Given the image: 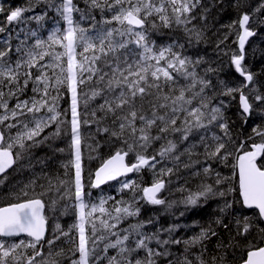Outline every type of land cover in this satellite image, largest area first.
<instances>
[{
    "label": "snow or ice",
    "instance_id": "6c2138e0",
    "mask_svg": "<svg viewBox=\"0 0 264 264\" xmlns=\"http://www.w3.org/2000/svg\"><path fill=\"white\" fill-rule=\"evenodd\" d=\"M46 2L63 27L57 20L58 26L46 39L34 30L24 39L17 33L15 48L11 31L0 42L4 45L0 48V264H64L65 260L70 264H264V126H253V135L241 140L233 136L235 121L228 115L231 102L238 98L236 116L242 125L257 114L264 120V80L245 64L249 38L259 34L257 28L264 30V0L229 2L238 19L221 25L230 31L217 48L237 29L238 50L230 64L242 79L234 85L223 79L213 81L211 74L217 68L209 66L201 74L203 58L175 51L185 47L178 40L156 45L146 28L147 24L153 29L175 24L183 28L189 44L199 43L210 27L213 10L223 9L224 0H80L84 7L74 0ZM96 10L99 20L93 14ZM6 11L0 33L28 19H44L25 16L33 11L31 0L27 7H0V13ZM194 21L203 22L202 26ZM65 96L69 108L61 111L59 101ZM53 126L55 130L45 135ZM84 127L94 132L85 136ZM62 135L69 139L71 159L62 165L65 177L69 168L73 170L69 178L53 177L42 169L26 183L10 182L11 173L45 165L52 158L41 159L36 149L64 153L65 148L53 144ZM89 139V159L94 158L91 153L109 149L94 180L88 173L90 187L145 167L156 169L167 161L172 167L154 173L156 179L141 189V198L152 205L165 204L158 194L171 180L164 177L183 168L201 178L195 191L178 188L188 192L182 201L186 209L219 198V215L188 240L172 238L176 226L162 230L169 239H161L160 230L146 234L142 229L151 219L120 229L140 209L134 206L135 197L117 201L111 211L105 207L106 199L98 204L85 201L89 193L82 144ZM156 144L159 148H154ZM130 153L135 155L131 164L125 161ZM216 165L231 168L232 174L224 175ZM41 176L46 183H38ZM137 187L134 181L123 184L133 192ZM233 193H238V199ZM69 207L77 211V222L68 231L61 230L59 223L49 231L48 214L66 213ZM217 228L224 230L227 239ZM213 237L217 242L209 254L207 242ZM62 238L72 245L67 252L57 247ZM173 244L184 245L180 256L169 250ZM110 249L116 254L109 256Z\"/></svg>",
    "mask_w": 264,
    "mask_h": 264
},
{
    "label": "trees",
    "instance_id": "16d2710c",
    "mask_svg": "<svg viewBox=\"0 0 264 264\" xmlns=\"http://www.w3.org/2000/svg\"><path fill=\"white\" fill-rule=\"evenodd\" d=\"M230 0H224L223 9H214L212 13V17L209 18L208 24L210 27L205 29L204 31V39H202L199 43H196L195 40L191 44L187 42V37L184 33L182 27L173 24L171 28H165L159 26L155 29L151 27L150 24L146 25L148 29L149 39L154 41L156 45L163 46L172 44L174 40H178L180 44H184V49L175 48V51H181L184 55H187L193 59L198 57H202L204 63L200 66L201 74H203V69L209 66L213 68L219 69V71L215 74H211V78L213 81L217 80H228L231 84L238 83L242 78L238 73L235 72L234 66L230 64V57L234 51L238 50V41H237V29H232L231 34L228 35L227 40L224 43L219 45V49L217 48V43L220 40L224 39V34L229 33V29L227 27H221V25L230 24L233 20L238 19L237 12L229 7ZM33 11L25 13L26 17H34L37 15H43L44 19L37 22L34 19H28L26 23L20 25H12L9 26V30L5 33H0V42L9 38V31H11V44L13 48H15L19 40L16 39L17 33H19V38L24 39L25 34L29 30H34L37 32L38 37L41 39H46L47 35L57 27V20H60L59 15L55 12L53 8H49L47 6L46 0H31ZM74 3H80V0H74ZM17 6L27 7L28 0H0V7L5 10L14 9ZM80 7H84L82 3H80ZM7 11L4 13H0V26H5V17ZM97 20L100 19V13L98 10L93 13ZM76 19H79L78 15L74 14ZM157 25H160V22L156 21ZM197 27H201L202 23H197ZM61 27L64 26V22L60 20ZM191 27V25L189 26ZM253 27H255V23H253ZM258 35L255 36L246 46V66L253 72L259 74V79L264 80V30L257 28ZM34 41L30 40L29 43ZM3 43H0V48H3ZM134 47V45L132 46ZM15 58V57H13ZM35 74V70H33ZM27 95H31V91L27 93ZM70 104V100L68 96H65L63 99L59 101L60 110L68 109ZM238 107V98L235 101L231 102V107L228 115L232 117L235 121V124L232 126V134L234 137L239 136V139L244 140L248 136H252V128L255 125L264 126V120L261 119L259 114L252 116L246 125H242L241 121L237 118L236 112ZM54 126L51 129H47L45 131V135L49 132L54 131ZM15 130H13V133ZM82 132L85 136H88L90 132H94V128L89 129L87 127L82 128ZM259 137H256V142H259ZM92 140H86L82 144V154L84 158V182H85V191L89 193L85 197V201L87 203H95L98 204L101 199H106L107 203L105 207L111 211L113 206L117 201H132L133 197H135V207H139L140 212L138 216L129 217L125 219L120 225V229H127L130 225H135L140 222H145L151 219L153 222L150 224H145V227L142 229L146 234H151L160 230V238L161 239H169V233L167 231H162L163 229H169L172 226H176L171 234L172 238L180 239V240H188L193 236L199 234L202 227H208L215 220L217 215H219V204L222 203L219 198H214L208 200L206 203L201 201V205L195 208H187L182 203L183 198L187 196V191H179L178 188L183 186L185 189H191L195 191L197 185L201 182V178L192 177L189 175L188 170L183 168L180 169L178 173L172 176H165L164 179L166 181L171 180V183H166V187L159 196V198L164 199L166 201L163 205H152L148 203L145 199H142L143 193L141 191L142 188L150 186L154 179H156V175L154 173L158 172L161 167H172L170 162L165 161L163 164H157L156 169L145 168L138 172H135L131 178L124 179L119 182L111 183L103 187L102 189L96 190L90 187L91 181L88 178V173L91 172L94 174L95 170L99 167L102 162V158L106 159L108 156L109 149L104 147L100 150V154L91 153L93 159H89V150L87 145L91 144ZM249 144L251 141L248 142ZM54 146H58L61 148H65L64 153H55L53 155L52 151L48 147H41L40 149L35 150V154L44 159L45 157H52L51 159L46 161L45 165L36 164L35 167L29 169L25 168L23 172H15L11 173L10 170V182L15 184L17 182L26 183L29 179H31L34 175H39L41 170L43 169L49 175L55 177L59 175L61 178L67 179L72 175L73 170L69 168V177L64 176L65 169L62 167L64 163H67L71 159L70 151L68 150L69 139L67 136H61L53 142ZM154 148H159V144L154 145ZM152 152V149H149V153ZM195 158V157H194ZM128 162H135V155L130 153L127 156ZM202 159V157H201ZM217 170L223 173L224 175H231L232 169L228 167H224L223 165H216ZM93 178V176H92ZM135 182L138 187L133 192L129 189H124L123 184L125 182ZM187 181V183H186ZM38 183H46L45 179L41 176L38 180ZM235 186V183H234ZM37 192L40 191L39 188L36 189ZM233 198L238 199V193L232 194ZM2 201H0V205H2ZM63 203L72 204V201H65ZM171 204V207H169ZM236 208H239V204L235 205ZM183 213V215H181ZM49 219V231L54 228L56 223L60 224L61 230L68 231L70 227L77 222V211L74 207H69L66 213L57 212L54 216L52 213L48 214ZM96 215H99L97 213ZM214 226V225H213ZM89 232L91 231L90 226H88ZM217 231L220 232L221 237L227 239V234L223 229L217 228ZM72 235L75 236V230H73ZM23 239V238H21ZM112 239H115L114 237ZM217 240L216 237H213L211 241H208V249L209 254H212L213 249L215 248ZM153 247H155V242H152ZM57 247L63 248L65 252L68 251L72 245L68 243L64 238L57 242ZM169 250L174 253L176 256H180L183 253L184 245H170ZM198 249H193V251H197ZM31 251V250H29ZM116 250L110 249L108 252L109 256L115 255ZM143 255V253H141ZM64 264H70L69 260H65ZM102 264H106V262H102ZM162 264H166V262H162Z\"/></svg>",
    "mask_w": 264,
    "mask_h": 264
},
{
    "label": "water",
    "instance_id": "95a60500",
    "mask_svg": "<svg viewBox=\"0 0 264 264\" xmlns=\"http://www.w3.org/2000/svg\"><path fill=\"white\" fill-rule=\"evenodd\" d=\"M252 38H253V37L249 38V41H250ZM248 43H249V42H248ZM248 43H247V44H248ZM247 44H246V45H247ZM125 161H126V163H128V162H127V157L125 158ZM143 169H144V168H143ZM134 172H135V171H133V172H131V173H128V174H126V175H124V176L118 177L116 180L107 181L106 183L100 185V187L95 188V189H100V188L104 187L105 185H107V184H109V183L117 182V181L122 180V179H124V178H129V177L133 176ZM92 180H94V175H93V179H92ZM150 186H151V185H150ZM148 187H149V186H148ZM160 194H161V193H159L158 196H159ZM22 237H23V236H22ZM20 238H21V237H20Z\"/></svg>",
    "mask_w": 264,
    "mask_h": 264
},
{
    "label": "bare ground",
    "instance_id": "6f19581e",
    "mask_svg": "<svg viewBox=\"0 0 264 264\" xmlns=\"http://www.w3.org/2000/svg\"><path fill=\"white\" fill-rule=\"evenodd\" d=\"M128 160V159H127ZM129 163H131V162H129Z\"/></svg>",
    "mask_w": 264,
    "mask_h": 264
}]
</instances>
